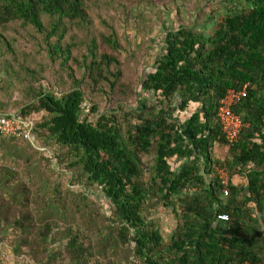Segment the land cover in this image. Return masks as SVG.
Returning a JSON list of instances; mask_svg holds the SVG:
<instances>
[{
  "label": "trees",
  "instance_id": "16d2710c",
  "mask_svg": "<svg viewBox=\"0 0 264 264\" xmlns=\"http://www.w3.org/2000/svg\"><path fill=\"white\" fill-rule=\"evenodd\" d=\"M189 1L0 0V116L32 122L20 141L70 175L64 187L0 167L15 258L264 264V0ZM160 26L170 35L145 69ZM244 87L231 143L218 108Z\"/></svg>",
  "mask_w": 264,
  "mask_h": 264
},
{
  "label": "rangeland",
  "instance_id": "374dc122",
  "mask_svg": "<svg viewBox=\"0 0 264 264\" xmlns=\"http://www.w3.org/2000/svg\"><path fill=\"white\" fill-rule=\"evenodd\" d=\"M210 2L212 0H191L188 2V5L192 6L195 2L199 4L205 5V2ZM181 3V2H180ZM175 13H172L170 17L165 18L166 27H170L176 29L178 25L180 24L175 17ZM158 36V44L156 50L153 52L154 58L149 60L147 62V66H144L145 69H150L157 57L162 54L165 43L164 40L170 35L167 31L163 30L160 26L158 30L156 31ZM133 33V32H132ZM131 33V34H132ZM133 35V34H132ZM87 113V111H86ZM10 142V141H9ZM34 142V140H32ZM31 143V142H30ZM32 145V146H31ZM31 145H28L26 141H20L9 143L8 142L4 146H0V167H9L11 169H14L21 173L23 175V178L25 179V171L27 173H30L34 176V169H37L38 174H36V179L41 178L44 181H56L59 184L63 185L64 187H67L70 185V175H67L65 170L61 171V167L58 166L56 160L49 161L48 159H45L42 155V153L38 152L43 150L39 145H34L31 143ZM49 149V157H53V151ZM174 167V164H173ZM71 189L76 192L84 191V188L81 186H71ZM161 211V209H159ZM157 217H159L162 225V230L164 236H167L172 228L174 227V221L172 216L166 212L161 211ZM12 247L8 244L6 239L0 240V264H34L32 261L25 259V258H15L12 255Z\"/></svg>",
  "mask_w": 264,
  "mask_h": 264
},
{
  "label": "built area",
  "instance_id": "2783aa9c",
  "mask_svg": "<svg viewBox=\"0 0 264 264\" xmlns=\"http://www.w3.org/2000/svg\"><path fill=\"white\" fill-rule=\"evenodd\" d=\"M247 91L244 87L241 91H229L226 97L221 101L218 108L217 118L222 128V132L227 141L234 143L237 141L241 131L245 125L240 117L234 114L233 108L246 96ZM33 123L25 121L15 115L0 116V139H18V140H32ZM222 185L227 187L229 185V174L223 169L217 170ZM225 196L228 192L225 191ZM220 220H227L226 215L218 217Z\"/></svg>",
  "mask_w": 264,
  "mask_h": 264
}]
</instances>
